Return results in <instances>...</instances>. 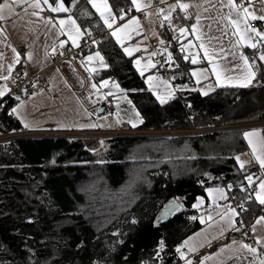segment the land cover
<instances>
[{"label":"trees","instance_id":"1","mask_svg":"<svg viewBox=\"0 0 264 264\" xmlns=\"http://www.w3.org/2000/svg\"><path fill=\"white\" fill-rule=\"evenodd\" d=\"M108 3L117 21L133 12L128 0ZM70 13L85 33L98 34L83 53L97 42L107 64L99 76H112L125 90L143 121L137 128L264 119V84L258 79L262 67L247 87H213L207 94L179 89L176 97L161 104L88 4L79 0ZM263 44L259 51L264 52ZM168 46L163 71L175 85L190 82L186 61L172 41ZM17 101L9 95L1 99L0 134L26 130L11 112ZM243 130L102 140L39 136L0 142V264H147L161 238L163 264H172L181 238L200 225L192 218L197 196H204L210 186L222 185L228 193L245 187L240 188L244 174L235 164V155L246 148ZM171 202L178 203L177 210L158 219ZM254 210L250 206L245 218Z\"/></svg>","mask_w":264,"mask_h":264},{"label":"crops","instance_id":"2","mask_svg":"<svg viewBox=\"0 0 264 264\" xmlns=\"http://www.w3.org/2000/svg\"><path fill=\"white\" fill-rule=\"evenodd\" d=\"M78 1L72 0L67 5L62 0L69 8V12H52L43 0L40 8L30 6L34 0H28L27 4L17 0L14 11L9 13L5 10V19L0 20V29L3 30L0 31V77H8V79H0V89L5 90L4 96L11 88L10 75L18 63L19 52L23 54L29 68L39 72L35 87L26 90L11 107L12 114L26 130L48 132L89 128L111 129L120 122L129 127L140 124L141 116L133 104L129 103L125 90L112 76H99V73L107 68V64L104 58L102 64L96 57V53H100L97 42L92 50L79 54L72 62H62L59 68L50 63L55 44L75 45L85 33L70 13L71 8ZM128 1L133 12L142 16L139 17L132 12L123 20L117 21L112 11L115 21L113 22L109 17V23L113 24L109 29L104 17L92 3H89V0H82L94 12L114 43L130 58L133 69L142 77L146 89L158 103L160 101L157 96L166 98L167 94L171 93L172 98L168 99L169 101L176 97L179 89L199 90L240 86L245 82L244 77L249 71L241 59L242 55L249 58L251 71L255 72L258 67L264 65V61L259 59L262 51L258 50L264 41H261L256 49L249 47L245 41L237 43L239 36L233 35L235 26L227 19L230 11L225 6L227 0H179L180 3L190 5L187 12L180 8L171 11L170 6L177 4V0H168L163 7L149 6L140 11L136 10L131 0ZM2 2L4 0L0 1ZM57 2L58 0H49L53 7ZM95 2L103 8L102 0ZM140 2L150 5V0H140ZM240 2L241 0H234L236 4ZM252 4L256 15L264 14V3H261V0H252ZM247 6L248 4L245 7ZM169 13H171L170 20H165L164 17ZM69 16L75 21V25L70 22L60 25L59 21H68ZM133 18L136 21L134 23L131 22ZM236 18V12L232 11V19ZM255 21L257 24L252 28L264 32V21ZM123 25L127 27H122ZM77 26L79 33L76 30ZM113 31L117 32L116 36L112 35ZM242 31L243 25H241ZM250 35L254 36V34ZM70 36L72 39L69 38ZM169 40L176 45L182 59L186 61L190 82L175 85L167 72L151 66L155 65L154 59L158 53L168 54ZM125 49L132 54L128 55ZM89 57L92 59L89 60ZM166 60L168 61V59L164 61ZM193 60L197 62L193 63ZM149 77H152L151 81ZM105 81L108 82L106 85ZM149 84L152 85L151 88ZM105 104L113 106L112 114L103 110ZM99 107H102L100 113L96 111ZM14 108L17 109L15 113L12 111ZM106 117L112 122L110 126L104 125ZM252 131L258 132L259 135L245 136V133ZM242 137L246 148L235 155V164L244 174V183L240 188L249 184L246 179V174H249L246 168L253 166L264 170L252 152L253 144L259 147L261 139L264 138V126L245 128ZM249 139L253 144L249 143ZM237 156L245 162L243 168L240 167V161L236 160ZM249 176L253 179L252 184H255L256 192L260 180L264 179V171L257 179L251 174ZM218 186L222 189L218 196H210L205 190L204 196H200L201 203L195 207L197 212L192 217L200 225L181 238L176 247L180 248L177 264H189V262L190 264H259L260 260H264V222L256 223L260 217H264V209H258L264 205L258 202L254 192L251 201L242 209L243 214L246 215V210L250 206L255 207L248 216L247 223V229L253 237L250 248L257 250L256 253H252L243 247L239 237L240 230L234 228L236 220V214L232 211L234 208L220 205L219 200L228 192L226 187ZM216 242H219L218 245L197 258L209 245ZM181 252L184 253L183 258Z\"/></svg>","mask_w":264,"mask_h":264},{"label":"built area","instance_id":"3","mask_svg":"<svg viewBox=\"0 0 264 264\" xmlns=\"http://www.w3.org/2000/svg\"><path fill=\"white\" fill-rule=\"evenodd\" d=\"M1 1V0H0ZM168 0H150V7H163L164 4ZM242 3V0L241 2ZM245 3L244 6H246ZM133 14L141 17V14H137L136 12ZM257 22L255 20L250 21V26L255 27ZM98 34L94 32H87L83 35V37L77 42V44L68 46V45H60L55 44L53 47V53L50 57V63L57 68H59L60 64L64 61L72 62L79 54H82L83 51L90 49L95 40L97 39ZM19 54V60L16 65L14 72L10 75L11 80V88L8 90L7 95L14 96L17 98L22 96V94L29 89H32L36 85V81L38 79L37 71H32L28 63L26 62L23 54L21 52ZM167 59L166 53H158L154 59L155 67L157 70H164L163 61ZM165 74V73H164ZM16 95V96H15ZM3 98V97H2ZM0 98V101L1 99ZM185 106V103H183ZM103 110L107 113L113 112V106L111 104H105ZM253 126H264V119L257 120L253 122L247 123H237V124H221V125H208V126H198L191 128H137V127H129L124 123L120 122L117 126L111 129H101V128H89L83 130H70V131H29V130H19V131H10L6 133L0 134V142L18 139V138H29V137H39V136H72V137H81V138H95L98 140H102L107 137H115V136H124V137H132V136H155V135H192V134H203L214 131L221 130H230L235 128L242 127H253ZM262 169L257 167H248L246 168V172L250 173L254 178L261 177L263 174ZM255 192V186L253 184H248L243 187L240 191L236 193H227L220 200V205L224 207H232L236 210V220L234 224V228H238L240 230L239 237L244 244L252 245L253 237L252 234L247 229L248 219L245 218L242 209L244 206L249 203L250 197ZM161 238V237H160ZM164 241L163 239H159L156 241L153 249V254L151 256L150 262L147 264H163L164 258V248L161 250L160 243ZM178 248L175 249V256L178 255ZM178 258H173L172 264H177Z\"/></svg>","mask_w":264,"mask_h":264},{"label":"snow or ice","instance_id":"4","mask_svg":"<svg viewBox=\"0 0 264 264\" xmlns=\"http://www.w3.org/2000/svg\"><path fill=\"white\" fill-rule=\"evenodd\" d=\"M20 2L27 4L28 0H20ZM131 2H132V5L138 11L142 10L143 8H147L150 6L148 3L141 4L140 0H131ZM16 3H17V0H4V2L0 3V20L5 19V15H4L5 10H7L9 13L14 11V5ZM43 3L47 4L52 12H69V8L64 5L62 0H58L55 7H53L52 4L49 3V0H43ZM89 3H92L93 7L96 8V10L98 12H100L101 16L104 17L105 24H107L109 29H111L113 27V24L109 23V17H111L113 19V22L115 21V17L113 16L112 9L109 6L107 0H102L103 8H101L99 5H97L95 0H89ZM245 3L248 4L247 7L244 6ZM261 3H264V0H261ZM30 6L34 7V8H40L41 7V0H34V2ZM225 6L230 9L227 19L229 20L230 24L235 26V29H236L233 32V35L239 36L237 43H239L240 41H245V42H247L249 47L256 49L258 47V44L261 41H264V32L260 31L257 28H252L250 26V21L251 20L264 21V14H262V15H256L255 14V10L253 9L252 0H242V3H240V4L234 3V0H227V4ZM189 7H190L189 4L180 3L179 0H177V4L171 5L170 9H171V11H175L176 8H180V9L184 10L185 12H187ZM232 11L236 12V17H237L236 19H232ZM161 12H163L162 9H161ZM33 15H38V13H33ZM170 15H171V13H169L168 16H165L164 19L170 20ZM119 19L123 20L124 16L121 15L119 17ZM69 22L72 25H75V21L72 20V18L70 16L68 17V21H65V20L59 21L60 25H62V26L65 25L66 23H69ZM131 22L132 23L136 22L135 18H133V21H131ZM241 25H243V31L242 32H241ZM122 27H127V25H123ZM76 30H77V33H79V27L78 26H77ZM0 31H3V30L0 29ZM117 31H119V29H117ZM181 31H184V30L181 29ZM250 34H254V36L250 35ZM112 35L116 36L117 32L113 31ZM69 38L72 39L71 36ZM256 38H259V39H256ZM118 39H119V37H118ZM161 43H163V42L161 41ZM13 51H15V50L13 49ZM125 51L128 53V55L132 54L130 51H128V49H125ZM153 55H155V53H153ZM96 57L99 58L100 62L103 64V57L100 56L99 52L96 53ZM88 59L91 60L92 57H89ZM241 59H243L245 67L248 68L249 71L246 74V76L244 77L245 82L240 84V86L241 87H247L249 84H251L252 79L255 77L256 73L254 71H251L252 65L249 63V58L247 56L242 55ZM259 59L261 61H264V52H261V54L259 55ZM169 61H171V54H169ZM192 62L196 63L197 61L193 60ZM137 63L139 64V61H137ZM151 66L155 67V65H151ZM9 70H11V66H9ZM141 74H143V73H141ZM194 75H195V73H194ZM0 79H8V77H6V76L0 77ZM151 79H152V77H149L150 81H151ZM104 83L106 85L108 82L105 81ZM115 86L119 87L118 85H115ZM93 87H96V86L93 85ZM149 87L151 88L152 85L149 84ZM205 94H207V93H205ZM4 95H5V90L0 89V97H2ZM170 98H172L171 93H168L166 98H161L160 96H157V99H159L161 104L167 103L168 99H170ZM129 103H130V101H129ZM12 111H13V113H15V112H17V109L14 108ZM138 115L139 114L137 113V116ZM140 122L142 123L143 121L141 120ZM93 126L95 127L97 125H93ZM133 127H135V124L133 125ZM257 135H259V133L256 131L245 133L246 137H253V136H257ZM249 143L253 144L251 139H249ZM252 152H253L255 159L257 161H259L261 167H264V138L261 139V142L259 143V147H257L256 144H253ZM257 153H259V154H257ZM236 160L240 161V167L241 168H243L245 166V162L241 161L239 156L236 157ZM247 179L249 181V184L253 183V179L251 176L247 177ZM229 187H231V186H229ZM255 198L258 200V202L261 205H264V179H261L259 182L258 190L255 192ZM232 211L234 214H236L234 209ZM262 222H264V217H260V219L256 221L257 224L262 223ZM237 231H239V229H237ZM253 231H255V228H253ZM185 244H187V241H185ZM163 247H164V245H163V242L161 241V243H160L161 250L163 249ZM243 247L245 249H249V251H251L252 253H256V251H257L255 248H250V246L247 244H244ZM177 251L180 252V248H178ZM181 257L182 258L184 257L183 252H181ZM189 264H190V262H189ZM259 264H264V260H260Z\"/></svg>","mask_w":264,"mask_h":264},{"label":"rangeland","instance_id":"5","mask_svg":"<svg viewBox=\"0 0 264 264\" xmlns=\"http://www.w3.org/2000/svg\"><path fill=\"white\" fill-rule=\"evenodd\" d=\"M262 47H264V44H263V46ZM259 81L261 82V83H263L264 84V65L262 66V70H260V76H259ZM211 89H207V88H201V89H199V91L201 92V93H206V92H209ZM16 96V95H15ZM16 98H17V96H16ZM19 98V97H18ZM111 123L112 122H109V119H108V117H106L105 118V122H104V125L105 126H110L111 125ZM136 127V126H135ZM90 144H92V146H95V145H98L95 141H90L89 142ZM246 176L247 177H249V174H246ZM247 177H246V179H247ZM205 193L207 192L208 193V195L210 194V196H213V197H216V196H218L219 194H220V192H221V187L220 186H210V187H206L205 189ZM211 190V191H210ZM206 193V194H207ZM201 203V197L200 196H197V198H196V200L194 201V203H193V206L194 207H198V205ZM175 211V210H174ZM173 211V212H174ZM184 228V227H183Z\"/></svg>","mask_w":264,"mask_h":264},{"label":"water","instance_id":"6","mask_svg":"<svg viewBox=\"0 0 264 264\" xmlns=\"http://www.w3.org/2000/svg\"><path fill=\"white\" fill-rule=\"evenodd\" d=\"M102 110V107L97 108V112L100 113ZM178 203L173 202V203H168L164 205L162 211L160 214L157 215L158 219H165L169 216H171L172 212L177 208Z\"/></svg>","mask_w":264,"mask_h":264},{"label":"bare ground","instance_id":"7","mask_svg":"<svg viewBox=\"0 0 264 264\" xmlns=\"http://www.w3.org/2000/svg\"><path fill=\"white\" fill-rule=\"evenodd\" d=\"M85 34V33H84ZM113 113V112H112ZM112 113H110V114H112ZM259 120H263V119H259ZM255 121H257V120H255ZM250 122H253V121H250ZM243 123H247V122H243ZM237 124V123H236ZM253 127H255V126H253ZM242 128H249V127H242ZM250 174V173H249ZM258 178V177H257ZM257 178H255V179H257ZM254 186H255V184H253ZM255 190H256V188H255ZM254 194V193H253ZM253 196V195H252ZM252 196H251V198H252ZM171 203H173V202H171ZM178 207V206H177ZM177 210V208L175 209V211ZM174 211V212H175ZM174 212H172V214L174 213ZM160 214V213H159ZM171 214V215H172ZM176 257H177V255H176Z\"/></svg>","mask_w":264,"mask_h":264}]
</instances>
